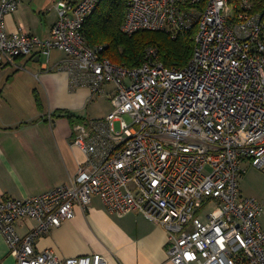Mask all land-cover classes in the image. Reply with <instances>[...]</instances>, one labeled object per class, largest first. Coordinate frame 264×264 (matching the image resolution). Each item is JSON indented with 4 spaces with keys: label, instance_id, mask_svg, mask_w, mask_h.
<instances>
[{
    "label": "built area",
    "instance_id": "obj_1",
    "mask_svg": "<svg viewBox=\"0 0 264 264\" xmlns=\"http://www.w3.org/2000/svg\"><path fill=\"white\" fill-rule=\"evenodd\" d=\"M20 0L0 3V69L54 49L75 86L105 94L112 109L73 124L85 156L68 182L26 198H0V231L17 264H109L101 253L60 257L37 241L99 195L111 212L139 211L168 234L173 264H264V203L246 196L245 162L264 168V8L258 0H131L126 34L197 26L194 53L168 67L148 46L134 67L90 45L87 19L101 0H60L48 38L9 31ZM214 207L209 210L210 206ZM36 225L21 235V222Z\"/></svg>",
    "mask_w": 264,
    "mask_h": 264
},
{
    "label": "crops",
    "instance_id": "obj_2",
    "mask_svg": "<svg viewBox=\"0 0 264 264\" xmlns=\"http://www.w3.org/2000/svg\"><path fill=\"white\" fill-rule=\"evenodd\" d=\"M59 1L20 0L18 10L7 16L9 31L48 38L59 17ZM53 51L49 62L38 50L36 56L18 57L0 69V198L43 193L68 182L85 162L84 152L72 144L73 121L66 114L89 116L91 89L73 85L59 69L67 54ZM244 164L242 193L264 203V169ZM260 220L264 225V210ZM35 225L26 219L18 230L24 235ZM167 237L142 212H111L95 195L86 209L76 206L73 219L40 238L37 248H50L63 258L101 253L109 264H173ZM0 264H17L1 231Z\"/></svg>",
    "mask_w": 264,
    "mask_h": 264
},
{
    "label": "trees",
    "instance_id": "obj_3",
    "mask_svg": "<svg viewBox=\"0 0 264 264\" xmlns=\"http://www.w3.org/2000/svg\"><path fill=\"white\" fill-rule=\"evenodd\" d=\"M131 0H101L97 9L87 19L84 32L90 45L107 44L104 56L114 63L134 67L145 58L148 46H158L161 60L168 67H184L193 56L198 27L173 37L162 30H140L126 34L122 24ZM256 10L264 8V0H258ZM39 107L41 104L39 103ZM73 124L83 117L67 112Z\"/></svg>",
    "mask_w": 264,
    "mask_h": 264
},
{
    "label": "rangeland",
    "instance_id": "obj_4",
    "mask_svg": "<svg viewBox=\"0 0 264 264\" xmlns=\"http://www.w3.org/2000/svg\"><path fill=\"white\" fill-rule=\"evenodd\" d=\"M103 45H105V49H106L107 44L104 43ZM150 46H152V45H150ZM54 51H56V49H54ZM43 59L45 60V58H43ZM89 104H90L89 108H88L89 116H99V115H102L105 113L107 114L109 112V110L111 109L110 100H108L105 96H101V95H97L95 97L93 96L89 100ZM259 169H264V168H259ZM213 207H214V205L210 206L209 210H211Z\"/></svg>",
    "mask_w": 264,
    "mask_h": 264
},
{
    "label": "bare ground",
    "instance_id": "obj_5",
    "mask_svg": "<svg viewBox=\"0 0 264 264\" xmlns=\"http://www.w3.org/2000/svg\"><path fill=\"white\" fill-rule=\"evenodd\" d=\"M20 3V2H19Z\"/></svg>",
    "mask_w": 264,
    "mask_h": 264
}]
</instances>
